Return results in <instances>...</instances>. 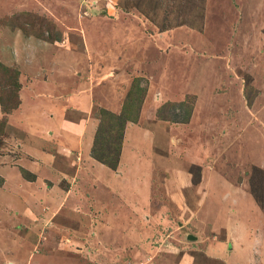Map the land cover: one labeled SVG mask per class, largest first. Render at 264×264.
Returning <instances> with one entry per match:
<instances>
[{
  "label": "rangeland",
  "instance_id": "obj_1",
  "mask_svg": "<svg viewBox=\"0 0 264 264\" xmlns=\"http://www.w3.org/2000/svg\"><path fill=\"white\" fill-rule=\"evenodd\" d=\"M44 83L91 96L53 102L82 134L22 113ZM227 181L264 217V0H0V264H230Z\"/></svg>",
  "mask_w": 264,
  "mask_h": 264
},
{
  "label": "crops",
  "instance_id": "obj_2",
  "mask_svg": "<svg viewBox=\"0 0 264 264\" xmlns=\"http://www.w3.org/2000/svg\"><path fill=\"white\" fill-rule=\"evenodd\" d=\"M44 89L46 91L48 89L49 92L52 91L50 93L54 94L53 98L51 99L46 98L44 102L42 101L43 107H41L40 109L34 107L36 105L34 106L33 105L27 106L28 104L23 106L21 105L20 108L23 109L22 113L27 114L28 116H33L34 118H37L40 121L42 120L43 126L45 125L44 127L53 126L55 128H58V131H60L61 134L70 136L71 135L70 133L72 132L73 134L76 133L78 135L79 131L82 134L85 128V126L83 127V125L87 123V121L89 123V120L77 124L69 123L68 121H66L65 116H62L63 111H61L60 109L56 110L55 107L57 108L59 107L56 106L54 103H57L60 106L62 104L67 106L74 105L72 106L73 110H71V112H73L75 116H81V117L83 116L84 118V115H86L91 109L89 107V103H91L92 99L90 98L91 96L88 95V92L80 91V89L82 88L80 89L73 88V90H71L70 88H69L70 90H68V88H66L62 91L56 86L51 85L49 83L45 84ZM35 98L36 97L31 96V98L28 99L29 103L32 101L33 103L36 104L37 102L36 100H34ZM47 103L53 105L54 108L50 107L51 108L50 110V108L46 107L45 105ZM28 107L30 110L28 109ZM50 111L53 112L55 115L53 116L42 115L43 113H48ZM45 120H49V122H46ZM53 121L54 123L51 124L50 122ZM154 139H156L155 131L142 129L137 127L136 125L127 126L125 130L124 141H127L128 146L126 147L125 145H123L119 159V167L122 169V171L126 170L122 164L123 162L125 163L126 156L132 158L131 159L132 162H133V158L134 160L135 159L138 160L137 156L142 155L143 151L146 149L147 144L153 142ZM121 169L120 171L118 170L120 174L122 173ZM132 171L133 169L128 170L127 171L128 174L126 177H130L132 175ZM114 181L118 182V187L123 182L119 180L117 177H115ZM114 181L110 182L109 180H107L106 182L103 183V185L108 186L109 183L110 185H114L113 184ZM220 182L224 183L222 182V180ZM227 182L225 184L230 186L228 188L229 191L227 192L229 193L231 191L230 194L232 192L234 194V197H229L230 200L233 201L235 204L244 201V204H246L247 207V209L237 210L239 215L242 214L241 215L242 217L239 218L240 221L238 220L235 221V219H233L226 224V227L229 228V232H231L230 234L231 238L234 239L233 240L234 242L232 243L233 246L231 247L233 248L234 251L232 254L227 256V258H229L228 261L230 264H264V217L260 212H257V210L253 208L254 203L252 199L249 198L247 193H245V196H242V194H238V192L233 189L232 184H230L229 181ZM243 224H245V226H243Z\"/></svg>",
  "mask_w": 264,
  "mask_h": 264
},
{
  "label": "trees",
  "instance_id": "obj_3",
  "mask_svg": "<svg viewBox=\"0 0 264 264\" xmlns=\"http://www.w3.org/2000/svg\"><path fill=\"white\" fill-rule=\"evenodd\" d=\"M113 117H114L115 120H117V122L120 119V117L112 116V118ZM118 127H120V126H118ZM120 132H121L120 133V138H119V136H117V133L114 136V140H118L119 139V144L118 143L113 144L114 146L118 145V146H116L117 149H114V150H111V145L110 144L102 145L101 147L97 148L96 146H97L98 140H100V142H102L103 140L100 139V137H99V133H100L99 131H97L96 135H95V143H94V146L92 148L91 155L99 163L107 166L110 169H115L117 167V163H118V159H119V153H120V149H121L120 145H121L122 136H123V131L121 130ZM114 154H115V157H113L111 159L110 156H113Z\"/></svg>",
  "mask_w": 264,
  "mask_h": 264
},
{
  "label": "water",
  "instance_id": "obj_4",
  "mask_svg": "<svg viewBox=\"0 0 264 264\" xmlns=\"http://www.w3.org/2000/svg\"><path fill=\"white\" fill-rule=\"evenodd\" d=\"M191 239H193V238H191Z\"/></svg>",
  "mask_w": 264,
  "mask_h": 264
}]
</instances>
